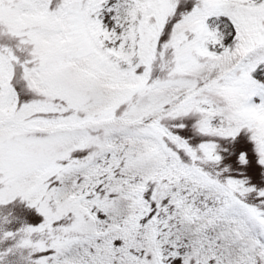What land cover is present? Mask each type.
<instances>
[{
    "label": "snow or ice",
    "instance_id": "obj_1",
    "mask_svg": "<svg viewBox=\"0 0 264 264\" xmlns=\"http://www.w3.org/2000/svg\"><path fill=\"white\" fill-rule=\"evenodd\" d=\"M0 264H264V0H0Z\"/></svg>",
    "mask_w": 264,
    "mask_h": 264
}]
</instances>
